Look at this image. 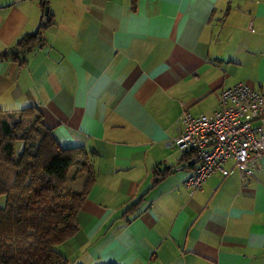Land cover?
Returning <instances> with one entry per match:
<instances>
[{
  "label": "crops",
  "instance_id": "0c3cea01",
  "mask_svg": "<svg viewBox=\"0 0 264 264\" xmlns=\"http://www.w3.org/2000/svg\"><path fill=\"white\" fill-rule=\"evenodd\" d=\"M38 30L23 61L0 57V107L35 108L92 163L55 246L68 264H264V155L190 193L175 143L182 112L212 114L224 88L264 94V0H0V53Z\"/></svg>",
  "mask_w": 264,
  "mask_h": 264
},
{
  "label": "trees",
  "instance_id": "16d2710c",
  "mask_svg": "<svg viewBox=\"0 0 264 264\" xmlns=\"http://www.w3.org/2000/svg\"><path fill=\"white\" fill-rule=\"evenodd\" d=\"M40 41V30L23 34L0 57L23 61ZM93 183L85 151L61 146L35 108L0 107V264H68L55 246L77 230L76 214Z\"/></svg>",
  "mask_w": 264,
  "mask_h": 264
},
{
  "label": "built area",
  "instance_id": "2783aa9c",
  "mask_svg": "<svg viewBox=\"0 0 264 264\" xmlns=\"http://www.w3.org/2000/svg\"><path fill=\"white\" fill-rule=\"evenodd\" d=\"M183 124L175 143L191 151L196 164L185 179L190 193L202 188L215 171L223 176L233 169L250 177L264 155V94L237 82L221 91L219 107L212 114L183 111ZM233 162L231 168L225 165Z\"/></svg>",
  "mask_w": 264,
  "mask_h": 264
},
{
  "label": "rangeland",
  "instance_id": "374dc122",
  "mask_svg": "<svg viewBox=\"0 0 264 264\" xmlns=\"http://www.w3.org/2000/svg\"><path fill=\"white\" fill-rule=\"evenodd\" d=\"M18 115H19L18 113H15V118H16V119H19V116H18ZM22 148H23V143H22V141L17 140V141L15 142V145H14V150H15V152H16V153L21 152ZM0 198H2V199H0V205H2V204L4 203V197H3V196H0Z\"/></svg>",
  "mask_w": 264,
  "mask_h": 264
},
{
  "label": "water",
  "instance_id": "95a60500",
  "mask_svg": "<svg viewBox=\"0 0 264 264\" xmlns=\"http://www.w3.org/2000/svg\"><path fill=\"white\" fill-rule=\"evenodd\" d=\"M48 6L45 5L44 7V13H43V19H42V25H46L47 17H48Z\"/></svg>",
  "mask_w": 264,
  "mask_h": 264
}]
</instances>
